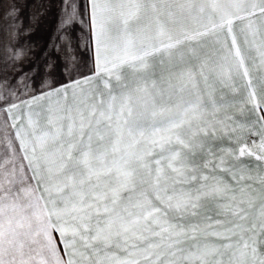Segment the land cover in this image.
Masks as SVG:
<instances>
[{
  "label": "snow or ice",
  "instance_id": "1",
  "mask_svg": "<svg viewBox=\"0 0 264 264\" xmlns=\"http://www.w3.org/2000/svg\"><path fill=\"white\" fill-rule=\"evenodd\" d=\"M24 31L0 4V264H264V0H64L46 47Z\"/></svg>",
  "mask_w": 264,
  "mask_h": 264
},
{
  "label": "crops",
  "instance_id": "2",
  "mask_svg": "<svg viewBox=\"0 0 264 264\" xmlns=\"http://www.w3.org/2000/svg\"><path fill=\"white\" fill-rule=\"evenodd\" d=\"M73 0H69V3ZM82 4L84 0H75ZM0 4L15 5L16 12L22 21L25 31L21 33V43L31 42L37 48L46 47L56 34L58 19L64 7V0H0ZM76 33L80 38L81 46L87 44L89 30L87 26L81 29L77 27ZM89 53L85 51V59ZM223 97L225 100L236 101L235 106L227 107L221 110L220 115H233L237 119H242L239 111L238 94L231 93L228 89H218L215 98L219 101ZM14 99V98H13ZM4 102L0 100V119L3 118L2 107Z\"/></svg>",
  "mask_w": 264,
  "mask_h": 264
}]
</instances>
